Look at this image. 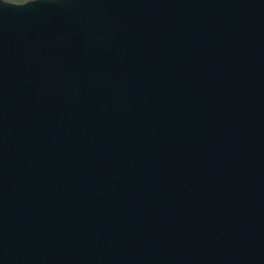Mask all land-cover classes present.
Listing matches in <instances>:
<instances>
[{"label":"water","instance_id":"obj_1","mask_svg":"<svg viewBox=\"0 0 264 264\" xmlns=\"http://www.w3.org/2000/svg\"><path fill=\"white\" fill-rule=\"evenodd\" d=\"M4 2L0 264H264V0Z\"/></svg>","mask_w":264,"mask_h":264},{"label":"clouds","instance_id":"obj_2","mask_svg":"<svg viewBox=\"0 0 264 264\" xmlns=\"http://www.w3.org/2000/svg\"><path fill=\"white\" fill-rule=\"evenodd\" d=\"M35 2H36V0H32V2H29V3H27L26 5H28V4H30V3H35ZM4 4L12 5V4H10V3L8 2V0H5ZM14 6H15V5H14ZM24 6H25V5H24Z\"/></svg>","mask_w":264,"mask_h":264},{"label":"rangeland","instance_id":"obj_3","mask_svg":"<svg viewBox=\"0 0 264 264\" xmlns=\"http://www.w3.org/2000/svg\"><path fill=\"white\" fill-rule=\"evenodd\" d=\"M10 2H16V3H22V2H25V1H28V0H8Z\"/></svg>","mask_w":264,"mask_h":264}]
</instances>
